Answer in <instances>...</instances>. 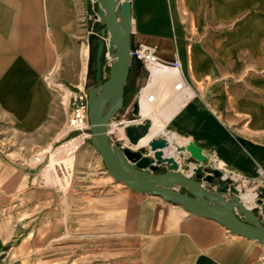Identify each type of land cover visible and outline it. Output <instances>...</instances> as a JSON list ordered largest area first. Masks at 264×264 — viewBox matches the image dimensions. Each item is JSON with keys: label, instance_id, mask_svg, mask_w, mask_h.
Masks as SVG:
<instances>
[{"label": "crops", "instance_id": "1", "mask_svg": "<svg viewBox=\"0 0 264 264\" xmlns=\"http://www.w3.org/2000/svg\"><path fill=\"white\" fill-rule=\"evenodd\" d=\"M70 1L0 0V109L20 128L46 129V116L55 113L53 140L61 131L66 109L57 105L53 110L56 97L43 78L48 74V79L75 91L82 90L94 72L95 84L103 28L93 0H82L83 27H75ZM129 12L131 45L148 42L157 45L160 56L178 58L196 93L174 108L173 100L178 98L171 91L172 79L161 78L166 95L159 107L167 114L162 132L155 136L177 145L178 162L189 159V168L181 166L183 173L194 176L193 166H200L203 175L213 167L221 171L220 177L203 180L202 187L217 189L223 180L251 189L252 201L244 202L264 224V188L243 179L264 169V0H129ZM104 50L100 81L107 76ZM147 77L148 70L133 62L124 98L133 100ZM171 133L177 141L169 139ZM108 134L119 148L151 155L125 137ZM190 139L201 148L203 161L190 158L185 150ZM87 140L85 148L95 149ZM77 173L82 185L98 191V217L103 224H109L115 235L130 234L136 264H260L264 244L257 238L235 233L220 221L160 195L135 190L104 166L97 168V174ZM46 187L40 174L33 186L39 206L46 201L42 197Z\"/></svg>", "mask_w": 264, "mask_h": 264}, {"label": "rangeland", "instance_id": "2", "mask_svg": "<svg viewBox=\"0 0 264 264\" xmlns=\"http://www.w3.org/2000/svg\"><path fill=\"white\" fill-rule=\"evenodd\" d=\"M70 5L75 27H83L82 0H71ZM43 79L56 97L52 100L53 110L57 105L65 106L67 117L68 90L54 87L56 79H48V74ZM93 81L94 72L82 88L83 95L86 96ZM163 87L164 83L157 87L159 99L151 103L152 109H161L159 103L166 95ZM133 103L131 97H125L123 106L111 119L120 120L125 112L123 118L134 117L138 109L133 113ZM55 119V113L50 112L45 120L46 129L40 125L20 128L15 119L5 116L0 109V264H136L135 253L131 255L136 246L131 244L130 234L115 235L109 224H103L98 217V191L82 185L77 177V171L97 174V168L104 166L102 159L92 147L85 148L89 136L80 138L82 144L80 141L66 144L70 135L62 136L61 127L53 140ZM139 122L151 120L144 117L125 124ZM34 153L41 156L40 163L31 161ZM261 170L243 179L264 188L263 167ZM40 174L47 184V191L42 192L46 201L41 206L34 201L39 194L33 190ZM235 185L241 191L248 188Z\"/></svg>", "mask_w": 264, "mask_h": 264}, {"label": "water", "instance_id": "3", "mask_svg": "<svg viewBox=\"0 0 264 264\" xmlns=\"http://www.w3.org/2000/svg\"><path fill=\"white\" fill-rule=\"evenodd\" d=\"M96 3L95 16L103 23L96 53V83L87 88L88 123L90 143L99 153L107 172L125 185L148 191L164 199L181 204L195 213L214 218L235 233L257 238L264 244V224L257 217L252 206H247L241 198V190L236 185H228L220 180L217 189L202 187V181H212L220 177L218 168H211L207 174L200 166H193L194 176L183 173L181 166L189 168V159L178 162L167 149L171 146L165 136L151 137L141 149L117 147L110 139L107 125L124 103V84L128 77L132 59L130 56L131 33L129 0H93ZM118 15V16H117ZM107 37V44L105 41ZM113 54L107 76L100 81L101 56L104 48ZM137 103H133V113ZM150 122L125 124L123 130L127 139L137 144L149 130ZM185 150L190 158L203 161L205 155L194 139H190ZM161 166L164 169L158 171ZM243 191V190H242Z\"/></svg>", "mask_w": 264, "mask_h": 264}, {"label": "built area", "instance_id": "4", "mask_svg": "<svg viewBox=\"0 0 264 264\" xmlns=\"http://www.w3.org/2000/svg\"><path fill=\"white\" fill-rule=\"evenodd\" d=\"M104 39L107 44V37ZM129 53L132 62H137L148 70L146 82L139 85L133 99V102L137 103V107L139 106L141 99L150 103H155L157 101L158 94L155 85L160 82L162 77L172 79L171 91L177 96L181 103L196 95L195 91L191 88L183 75L181 63L178 58H164L159 55L157 45L144 41H139L136 44L131 45ZM103 56L106 66L109 67L114 57L113 54L108 51L107 47L104 50ZM152 69L157 72L158 78L155 79L153 83H148ZM53 82V84H55L54 87L68 90V93L66 94L67 117L62 126V136L70 135L65 141H70V143L74 144V142H78L80 138L82 139L90 136L87 114V96L81 93V89L73 91L65 85L64 87L62 82ZM126 113L127 112L122 114V118ZM31 161L34 163H40L41 156L39 153L32 154ZM259 261L260 264H264V250L259 254Z\"/></svg>", "mask_w": 264, "mask_h": 264}, {"label": "bare ground", "instance_id": "5", "mask_svg": "<svg viewBox=\"0 0 264 264\" xmlns=\"http://www.w3.org/2000/svg\"><path fill=\"white\" fill-rule=\"evenodd\" d=\"M157 78H158L157 72L154 69H152L150 77L148 79V82L151 83ZM165 78L166 77H164V79ZM161 83H162V81H161ZM159 84H160V82H159ZM180 103H181V101L179 99L174 98V100H173L174 108L176 106H178ZM150 105H151L150 102L141 99L139 102V106H138V113L130 119L129 118H122V119L116 120V121H113L112 119H110L108 125H111V127L109 128L108 132H110L112 137L115 139H123L125 137V132L123 130V124L128 123V122H132V121H140L142 118L148 117L151 120L149 130L143 137H141L139 139L137 144L134 145L136 147H141L144 145L146 146L147 142L149 141V139L151 137H154L155 135H158L159 133L162 132V130L164 128V124H165V117L167 114V113H163L162 109H152L153 107H151ZM169 139L177 141V137L174 133H171L169 135ZM177 150H178L177 145L175 143H172V145L167 149V152L169 154H171V153L173 154V153H176ZM218 163H219V161H218ZM240 194H241V198H242L243 202L245 201L246 203H250L252 201V198L254 195L253 192L251 191V189L250 190L245 189V190L241 191Z\"/></svg>", "mask_w": 264, "mask_h": 264}, {"label": "trees", "instance_id": "6", "mask_svg": "<svg viewBox=\"0 0 264 264\" xmlns=\"http://www.w3.org/2000/svg\"><path fill=\"white\" fill-rule=\"evenodd\" d=\"M134 62V61H133ZM92 71V70H91Z\"/></svg>", "mask_w": 264, "mask_h": 264}, {"label": "flooded vegetation", "instance_id": "7", "mask_svg": "<svg viewBox=\"0 0 264 264\" xmlns=\"http://www.w3.org/2000/svg\"><path fill=\"white\" fill-rule=\"evenodd\" d=\"M92 73V72H91Z\"/></svg>", "mask_w": 264, "mask_h": 264}]
</instances>
